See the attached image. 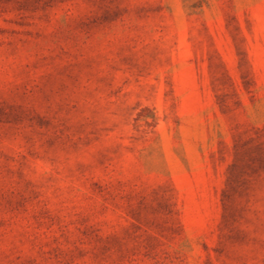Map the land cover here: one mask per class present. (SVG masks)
I'll use <instances>...</instances> for the list:
<instances>
[{"label": "rangeland", "instance_id": "obj_1", "mask_svg": "<svg viewBox=\"0 0 264 264\" xmlns=\"http://www.w3.org/2000/svg\"><path fill=\"white\" fill-rule=\"evenodd\" d=\"M0 264H264V0H0Z\"/></svg>", "mask_w": 264, "mask_h": 264}]
</instances>
